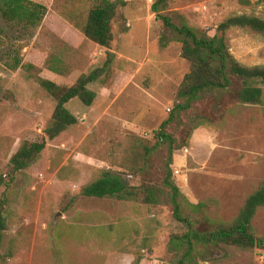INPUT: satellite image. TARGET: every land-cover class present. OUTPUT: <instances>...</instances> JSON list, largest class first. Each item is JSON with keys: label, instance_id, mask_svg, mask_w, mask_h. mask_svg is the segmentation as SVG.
I'll return each instance as SVG.
<instances>
[{"label": "rangeland", "instance_id": "374dc122", "mask_svg": "<svg viewBox=\"0 0 264 264\" xmlns=\"http://www.w3.org/2000/svg\"><path fill=\"white\" fill-rule=\"evenodd\" d=\"M30 1L47 9L38 28L0 17V199L7 221L0 264H173L178 253L170 238L186 227L164 203L167 144L156 143L155 132L179 102L177 90L190 71L180 36L156 19V0H110L117 8L108 48L82 33L98 0ZM159 12L209 36L231 15L264 20L261 0H165ZM226 38L239 63L264 66L263 36L232 28ZM105 63L87 86L96 95L92 104L75 98L65 105L77 123L47 141L27 169L13 171L20 146L46 140L58 95ZM40 79L59 89L49 91ZM195 115L204 123L187 138ZM164 131L176 141L171 181L189 203L206 205L186 208L194 219L230 223L264 185V95L257 105L240 104L233 93L207 96ZM103 171L138 190L156 188L160 203L84 197L82 189ZM252 227L264 237V207ZM206 257L199 264H264L258 252L235 248Z\"/></svg>", "mask_w": 264, "mask_h": 264}, {"label": "trees", "instance_id": "16d2710c", "mask_svg": "<svg viewBox=\"0 0 264 264\" xmlns=\"http://www.w3.org/2000/svg\"><path fill=\"white\" fill-rule=\"evenodd\" d=\"M264 4V0H261ZM165 5V0H156L152 12L166 28L180 36L181 58L190 64V71L177 90L178 103L174 106L168 119L161 123L155 132L156 143L167 144V174L163 181L164 203L172 207L173 217L185 225L186 230L173 235L170 243L177 246L176 258L173 264H199L213 250L235 248L243 252H258L264 258V237L256 235L252 220L256 212L264 207V185L247 197L236 218L230 223L213 220L209 217L194 219L186 213V208L201 211L204 203L191 204L171 181L172 155L176 144L172 135L164 129L181 112H186L194 103L204 100L207 96H223L235 94L237 101L243 105H257L264 95V66L247 67L239 63L230 53L226 32L232 28L247 29L264 37V20L255 16L239 14L231 15L223 20L215 29L214 35L197 31L188 26L183 19L179 26L174 25L171 18L160 14L159 7ZM116 1L98 0L89 10L83 26V35L94 44L108 48L112 41L111 22L116 14ZM44 5L30 0H0V17L8 24H17L34 30L38 28L46 15ZM20 66L16 60L13 69ZM106 63L101 69H95L86 76H81L76 83L66 88L58 95L52 120L45 129L46 140L24 143L12 156L10 162L13 171L27 169L35 162L44 150L47 141H52L67 128L77 123L65 105L77 98L85 106H90L95 93L87 86L99 79L106 69ZM40 84L51 92H57L58 86L52 81L40 79ZM199 115L190 117V127L187 138L193 129L203 125ZM137 157H140L138 155ZM139 160V159H138ZM82 195L88 198H116L122 201L139 200L144 204H159L160 191L156 188L144 187L135 189L128 186L119 175L111 171H103L100 177L82 189ZM4 198V197H3ZM0 199V248L3 234L7 229L5 217V201Z\"/></svg>", "mask_w": 264, "mask_h": 264}, {"label": "built area", "instance_id": "2783aa9c", "mask_svg": "<svg viewBox=\"0 0 264 264\" xmlns=\"http://www.w3.org/2000/svg\"><path fill=\"white\" fill-rule=\"evenodd\" d=\"M173 173L177 175V174H179V171L178 170H173Z\"/></svg>", "mask_w": 264, "mask_h": 264}]
</instances>
